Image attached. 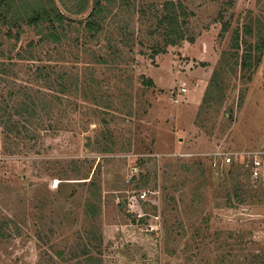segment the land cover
I'll list each match as a JSON object with an SVG mask.
<instances>
[{
    "label": "rangeland",
    "instance_id": "1",
    "mask_svg": "<svg viewBox=\"0 0 264 264\" xmlns=\"http://www.w3.org/2000/svg\"><path fill=\"white\" fill-rule=\"evenodd\" d=\"M164 1L114 0L97 40L86 38L80 24L90 2L79 15L60 6L73 20L70 33L56 48L46 44L34 62L15 56L36 39L30 29L18 41L0 29V62L15 64L21 82L33 66L49 64L79 84L73 95L58 94V105L43 81L33 82L35 93L50 99L49 113L21 135L4 134L0 125V264L264 261V182L250 181V199L229 207L223 179L229 169L215 174L205 158L218 147L264 142V49L249 72L229 51L236 30L238 56L242 41L253 45L264 32V0H172L185 8L191 41L154 55L161 45L154 15ZM224 59L233 68L222 74L223 100L200 113ZM5 91L0 77V102ZM233 166L232 174L245 171Z\"/></svg>",
    "mask_w": 264,
    "mask_h": 264
},
{
    "label": "trees",
    "instance_id": "2",
    "mask_svg": "<svg viewBox=\"0 0 264 264\" xmlns=\"http://www.w3.org/2000/svg\"><path fill=\"white\" fill-rule=\"evenodd\" d=\"M89 2L91 3L89 14L80 20V24H83L86 38L97 40L103 31L100 24L102 13L107 5L112 4L114 0H72L71 3L67 0H0V29L5 28L4 37L14 41L19 40L25 27L30 29L36 39L30 40L24 46L19 47L15 56L18 61L34 62L40 53H47V50H44L46 44H49L51 48L55 45L56 48L70 33L69 29L72 27L71 22L73 20L63 12L60 6L70 14L79 15L88 9ZM154 17L156 18L155 28L160 31L159 35L161 37V45L154 46V55L164 52L167 46L177 45L186 39L191 41L186 32L187 14H185V8L180 3L175 4L172 0L164 1ZM223 29L226 30L227 26L225 25ZM243 29L244 36L252 34L249 26H244ZM255 37L256 40L253 45L242 41L244 52L241 56H238L240 32L238 30L234 32L231 50H229L232 52L230 59H234V63L239 65L241 71L249 72L261 60L264 49V32H258ZM252 52L253 54H251ZM100 57L102 56L98 55L97 59L99 60ZM230 59L219 61L217 67L213 70L208 87L201 100L200 113L206 114L213 105L221 104L224 97L222 74L226 70H232L233 62H230ZM11 65L15 66V64L0 62V77L6 90L5 101L0 102V125L4 134L15 133L21 135L22 133H28V124H39L42 115L49 113L47 107H51L50 99L46 98L44 94L37 95L31 87L33 82L43 81V85L50 91L49 93H54L50 96L55 101H59L58 105H63V100L58 94L73 95L78 90V79L76 77L72 78L69 73L63 69H57L56 66L49 64L33 66V69L28 70L26 80L21 82L18 74H13ZM143 83L151 85L152 81L146 80ZM209 94L213 95L209 96ZM66 105L75 104L68 102ZM233 167L232 165L226 174H230L229 177L226 178V175L223 177V179H226L225 184L229 186L224 194L229 207L246 203L250 199L248 188L251 180L248 172L243 170V174H232L230 171ZM241 178L247 182H242ZM91 181L92 179L88 180V186L90 188L96 187ZM257 184L262 186L261 182ZM261 190L264 192V187ZM96 205L93 202L87 204L88 208L93 211L91 215H97L98 206ZM95 231L96 229L92 233L96 235ZM261 262H264L261 257H253L252 259L254 264H262Z\"/></svg>",
    "mask_w": 264,
    "mask_h": 264
},
{
    "label": "built area",
    "instance_id": "3",
    "mask_svg": "<svg viewBox=\"0 0 264 264\" xmlns=\"http://www.w3.org/2000/svg\"><path fill=\"white\" fill-rule=\"evenodd\" d=\"M184 83L179 91L185 92ZM206 165L215 174L228 170L232 165H242L248 172L251 181L264 182V142L255 148L229 150L218 147L206 153Z\"/></svg>",
    "mask_w": 264,
    "mask_h": 264
}]
</instances>
